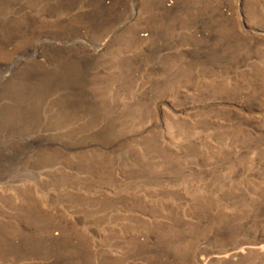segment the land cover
I'll list each match as a JSON object with an SVG mask.
<instances>
[{"label":"rangeland","instance_id":"1","mask_svg":"<svg viewBox=\"0 0 264 264\" xmlns=\"http://www.w3.org/2000/svg\"><path fill=\"white\" fill-rule=\"evenodd\" d=\"M0 76V264H264V0H0Z\"/></svg>","mask_w":264,"mask_h":264},{"label":"bare ground","instance_id":"2","mask_svg":"<svg viewBox=\"0 0 264 264\" xmlns=\"http://www.w3.org/2000/svg\"><path fill=\"white\" fill-rule=\"evenodd\" d=\"M121 28V27H120ZM119 29V28H118ZM78 69V68H77ZM9 73V72H8ZM3 76H0V79L2 78ZM6 79V78H5ZM4 79V80H5ZM74 79V78H73ZM60 83H56L54 84L55 87L58 86ZM64 84V83H63ZM54 85H53V88H54ZM65 87L66 89L64 90L63 94H64V97L65 98V102L64 104L61 106L58 105L59 107V111L61 109H64L65 107L68 108H83L84 110L88 109L90 106H91V102H87V100H81L82 98H84L85 96L87 97V93L85 92V90L82 88V85L77 83V82H71V83H66L65 84ZM81 85V86H80ZM61 86V85H60ZM52 87V86H51ZM57 89V88H56ZM59 90V88H58ZM26 98V97H25ZM242 251V250H241ZM231 255V254H230ZM238 255V254H237ZM227 257H231V256H227Z\"/></svg>","mask_w":264,"mask_h":264}]
</instances>
